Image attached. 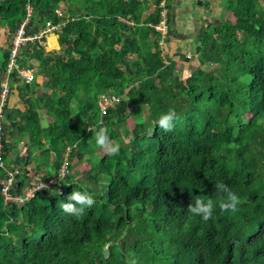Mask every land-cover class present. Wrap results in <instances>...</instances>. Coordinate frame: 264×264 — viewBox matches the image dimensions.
<instances>
[{"label":"trees","instance_id":"1","mask_svg":"<svg viewBox=\"0 0 264 264\" xmlns=\"http://www.w3.org/2000/svg\"><path fill=\"white\" fill-rule=\"evenodd\" d=\"M27 3L30 25L63 22L56 32L67 43L62 52L35 41L17 57L34 69V82L25 83L31 89L40 84L37 70L48 71L47 99L61 111L44 127L30 107L11 111L17 136L9 143L5 110L0 188L24 135L26 167L9 191L56 182L22 203L5 202L0 192V264H264V0H234L225 6L234 22L203 24L196 58L180 60L188 67L182 76L166 45L173 35L169 0L163 48L153 28L161 0H0V34L6 26L14 31ZM73 55L76 70L67 65ZM6 63L0 50V82ZM101 95L119 98L104 115ZM169 109L177 118L165 133L157 121ZM113 126L130 139L115 135ZM101 127L119 152L94 159L90 141ZM85 156L90 168L75 171ZM43 166L48 171L32 180ZM220 183L240 198L237 212L220 211L226 199ZM73 191L96 201L79 218L61 209ZM197 198L213 201L207 222L188 211Z\"/></svg>","mask_w":264,"mask_h":264},{"label":"crops","instance_id":"2","mask_svg":"<svg viewBox=\"0 0 264 264\" xmlns=\"http://www.w3.org/2000/svg\"><path fill=\"white\" fill-rule=\"evenodd\" d=\"M169 3L171 4L169 7L171 31L172 28L175 29V32L172 31L174 35L173 40H175L176 42L179 41L183 48L182 50L189 52L185 54L186 56L189 54L193 55L194 52V46L189 45L190 47L188 46L189 48H187L186 45L191 44L193 43V41H195V38L199 30L203 26V24L210 23L212 25H215L219 19L212 21V18L222 15V10H224L225 6L227 5L226 4L224 7H221L219 4V0H169ZM145 16L146 15L143 14L142 18H144ZM2 34L3 33L0 34V42L3 41V38L1 37ZM53 35H55V39L53 42L54 44H57V37L59 36L56 33H54ZM185 36L187 38H185ZM47 38H46V43L48 42ZM187 42L188 44H186ZM8 44L4 42L3 46L0 45V50L6 52ZM171 47L172 48L170 52L171 53L174 52L172 55L174 57L172 58H178L179 57L178 53L180 52L178 51L176 52V50L178 49H174L173 46ZM189 49L192 50L189 51ZM181 59L182 57L179 60ZM4 80L5 77L3 76L1 78V82ZM37 81L39 82V79H37ZM10 85H11V92L10 95L7 97V102L5 107L6 115H7V124L9 123L8 114L11 111H16V110L22 111L25 107H30L31 111H35L40 115V117L42 118L41 126L44 127L49 122L52 121L48 111L46 110V108L43 107L44 103L46 102H43V104L41 102L42 105L36 104V100L39 97L38 95L42 96V91H40L36 87H35L36 90L31 89L29 84H25L21 82L20 79L17 77H14L10 81ZM42 86L43 87L41 88L43 90H46L44 83H42ZM46 104H48V102ZM12 120L14 121L19 120V116L13 115ZM9 127H8V136H9L8 141L9 143H11V137H16L17 132L16 130H14L11 123H9ZM26 141H27V135L22 136V138L15 145L16 149L18 150L17 154H15V156L14 155L12 156L11 165H13L14 169L18 170V173H22L23 169L26 167L25 164V159L27 155L25 151ZM44 154L46 156L49 155L47 149H44ZM47 171H48L47 166H43L41 171H32V180L41 178ZM27 184H29L28 181H26V185Z\"/></svg>","mask_w":264,"mask_h":264},{"label":"built area","instance_id":"3","mask_svg":"<svg viewBox=\"0 0 264 264\" xmlns=\"http://www.w3.org/2000/svg\"><path fill=\"white\" fill-rule=\"evenodd\" d=\"M166 1L167 0H161V10H160V20L157 24H155L154 30L158 33V44L160 47L164 45L167 33H168V23H167V7H166ZM32 13V7L30 4L26 5V15L23 18V20L18 24L17 29L15 30V33L13 35L12 39V46L8 54V61H7V67H6V74H5V80L1 83V89H0V166L4 167V162L2 159V146H3V123H4V117H5V105H6V99L8 95L11 92V86L10 81L12 80V72L16 71L17 75L25 82L30 83L34 80V70L30 67H23L22 63L18 61L17 54H18V48L21 45L26 44L27 42H33L34 40H40L44 34L47 32H51L53 30H57L63 25V23H57L53 24L51 21H46L43 26L39 27H30V18ZM55 13H57L59 16H61V12L56 9ZM27 27L34 30L31 33L27 32ZM119 100L116 96H104L102 95L98 101V106L100 113L102 115L106 114L107 108L112 106L113 104L117 103ZM69 150V147L67 148ZM68 152L66 153V156L64 158V162L62 164V167L60 169V175L61 177L64 176L67 173V166H68ZM17 170L12 169L7 171V178L3 182L0 192L3 195L4 201H19L24 202L28 198L32 197L36 191L41 190L44 187H49L52 184L56 182L53 178H46L44 180H37L35 184L32 186L27 187L23 194L18 193H11L9 190L12 186V184L15 182Z\"/></svg>","mask_w":264,"mask_h":264},{"label":"clouds","instance_id":"4","mask_svg":"<svg viewBox=\"0 0 264 264\" xmlns=\"http://www.w3.org/2000/svg\"><path fill=\"white\" fill-rule=\"evenodd\" d=\"M143 2H149L151 0H141ZM29 4V3H27ZM26 4V5H27ZM32 7V6H31ZM25 9H26V6H25ZM58 9L60 12H61V16H62V11L61 9L59 8H56ZM54 9V12L55 10ZM77 11V10H76ZM169 13V12H168ZM32 14V13H31ZM58 17H61L59 16L57 13H55ZM26 15V14H25ZM25 17V16H24ZM142 18V17H141ZM143 19V18H142ZM23 20L20 19L19 21H17V26L16 28L14 29V31H9L8 32V36L10 35V41H9V44H8V47L6 49V52L7 53V61H8V54H9V51L11 49V46H12V39H13V35L15 33V30L17 29L18 27V24ZM160 20V19H159ZM30 21H31V18H30ZM48 21V20H46ZM50 21V20H49ZM59 23H63V22H59ZM132 23V22H131ZM168 23V21H167ZM45 24L44 23H40L38 26H34V25H30L31 28L33 27H39V26H43ZM157 24V23H156ZM155 25V24H154ZM153 25V26H154ZM62 26V25H61ZM140 26V24L138 25ZM61 28V27H60ZM59 28V29H60ZM154 28V27H153ZM59 29L57 30H53L51 32H47L46 34H44L42 36V38L40 40H34L33 42H30V43H34L35 41L39 42L40 44L42 43H45L46 42V38H47V35L49 34H54L56 33ZM34 30L30 29L29 27H27V32L28 33H31L33 32ZM168 33H169V24H168ZM168 33H167V36H166V39L168 38ZM57 34V33H56ZM58 35V34H57ZM158 38H159V35H158ZM166 39H165V42H164V45L167 43L166 42ZM28 43V42H27ZM26 43V44H27ZM26 44L24 45H21L19 48H18V53H19V49L22 48L23 46H25ZM168 44V43H167ZM159 45V44H158ZM164 45L160 48H163ZM17 57H18V54H17ZM173 57V56H172ZM187 57H191V55H187ZM193 57L196 58V56L193 54ZM192 58V57H191ZM18 59V58H17ZM19 61V60H18ZM165 63L167 64L168 61L164 60ZM23 65V62L20 61ZM6 67H7V63H6ZM23 67H25L23 65ZM31 68V67H30ZM33 69V68H32ZM34 70V69H33ZM15 74L12 73V77H17L20 79L21 82L25 83L16 73V71H14ZM6 74V72H5ZM34 76H35V72H34ZM5 77V75H4ZM12 78V79H13ZM35 80V78H34ZM34 80L32 82H34ZM3 82V81H2ZM0 82V86H1V83ZM30 82V83H32ZM11 86V85H10ZM1 89V87H0ZM102 96V95H101ZM100 96V97H101ZM100 99V98H99ZM176 112L174 109H169V111L166 113V114H162L158 121H157V125L159 126L160 129H162L165 133H169L173 130L174 128V120L176 119ZM3 127H4V123H3ZM5 129V127H4ZM4 129H3V133H4ZM94 140H95V145L104 150V152L107 154V155H110V156H114V155H117L118 152H119V144H114L110 138H109V135H108V129L106 127H101L99 128V130L95 133V136H94ZM3 147V146H2ZM2 152V151H1ZM17 173H18V170H17ZM44 180V179H42ZM216 189L220 192H223V193H226V199L221 201L219 203V209L221 212H230V213H235L238 211V206L240 205L241 203V200L240 198L237 196V194H235L234 192H232L229 187L223 183H220V184H217L216 185ZM59 194H62V192H59ZM67 200L68 202L65 203V202H61V209L63 212L69 214V215H72V216H75L77 218L83 216L85 214V211L86 209H91L93 207V205L96 203L94 197L87 193V192H80V191H73L68 197H67ZM213 210H214V204H213V201L211 199H208L207 201H205L204 199H201V198H197L195 200V203L194 205L193 204H189L188 205V211L191 215L193 216H196V217H200L204 222H207L211 219L212 215H213Z\"/></svg>","mask_w":264,"mask_h":264},{"label":"rangeland","instance_id":"5","mask_svg":"<svg viewBox=\"0 0 264 264\" xmlns=\"http://www.w3.org/2000/svg\"><path fill=\"white\" fill-rule=\"evenodd\" d=\"M234 3V0H219V4H220V6L221 7H224L226 4H233ZM263 5H264V3H263ZM219 6V7H220ZM222 17H226V18H228V19H230L231 21H235V16H234V11L233 10H230V9H225L224 8V10H222V15H219V16H217V17H214V18H212V21H215V20H218V19H220V18H222ZM211 20V19H210ZM209 20V21H210ZM211 22V21H210ZM10 30H9V27H5L4 29H3V34L1 35V37L3 38V41H1L0 42V45H4V42L6 43V44H8V42L10 41V35L8 36V32H9ZM172 31L173 32H175V29L174 28H172ZM188 35H190V34H188ZM173 38H174V35H172L169 39V42H168V44H166L167 45V48L168 49H170L171 50V46H173L174 47V49H178V50H176V52L178 51V52H180V53H178V58H173L175 61H177V66H178V69L176 70V73H178V75L179 76H182L184 73H186L187 72V70H188V67L186 66L185 68H184V66H182V64H181V61L179 60L183 55H185L186 53H189L188 51H184V50H182L183 48H182V46H181V43L179 42V41H175V40H173ZM178 38V37H177ZM185 38H187L186 36H185ZM185 41V40H184ZM185 43V42H184ZM186 44H188V42L186 43ZM42 45L44 46V50H46V51H48V50H56V51H58V52H62L65 48H67V43H63V42H61L60 41V38L59 37H57V44H54V42L52 43V47L51 48H48L47 47V43L45 42V43H42ZM189 45H191V46H194V48H195V42L193 41V43H191V44H188V45H186V47L187 48H189L190 46ZM54 46V47H53ZM189 46V47H188ZM190 50H192V49H189V51ZM174 51V50H173ZM174 53V52H173ZM174 57V56H173ZM191 57H193V55H191ZM75 59V56L73 55V56H71V59L69 60L70 61V63L69 64H67L66 62V64L67 65H69V67L71 68V69H73V70H76V68H77V65L74 63V61H72V59ZM164 58V60H166L165 59V57H163ZM189 59H191L190 57H188ZM166 61H168V59L166 60ZM38 72H37V75H39V76H37V79H39V83H40V85H37L36 86V88L37 89H39L40 91H42V98L44 99V102H49L50 104H51V106H50V108H47L46 107V103H44L45 105H44V107H46V110L48 111V113H49V115H50V118L52 119V121H56L57 120V113L59 112V111H61L60 110V108L59 107H56V106H54L53 105V103L51 102V101H49L48 99H47V97H48V95L49 94H51L52 92L51 91H47V90H43L41 87H43L42 86V83H45L46 82V80H47V75H48V71H45V70H37ZM166 81V80H165ZM106 82H107V84L109 85L110 84V81L109 80H107L106 79ZM36 88H35V90H36ZM155 101H157V100H154V101H152V103H154ZM152 103L151 102H149V105H152ZM54 106V107H53ZM48 107H49V105H48ZM6 126H8L9 127V123L8 124H6ZM8 127H6V131H5V133H4V137L5 138H7L8 139ZM10 128V127H9ZM113 128V132H114V134L115 135H122L124 138H125V141H128L130 138H128L127 136H125V131H124V127H122V126H117V127H115V126H113L112 127ZM90 146H92L93 148L94 147H96V150H95V153H94V155H93V158L95 159V156H96V154H101V153H104V150H102V149H100V148H98L96 145H95V141H90ZM94 151V150H93ZM76 159L75 158H73V161H75ZM89 162V161H88ZM87 162V160H86V156L81 160V163H80V165H79V167H77L76 169H75V171H80L81 169H86V168H90V166H89V163ZM78 169V170H77ZM80 169V170H79Z\"/></svg>","mask_w":264,"mask_h":264},{"label":"bare ground","instance_id":"6","mask_svg":"<svg viewBox=\"0 0 264 264\" xmlns=\"http://www.w3.org/2000/svg\"><path fill=\"white\" fill-rule=\"evenodd\" d=\"M47 39H48L47 47L48 48H51L52 47V43H53V41L55 39V36L53 34H49Z\"/></svg>","mask_w":264,"mask_h":264},{"label":"water","instance_id":"7","mask_svg":"<svg viewBox=\"0 0 264 264\" xmlns=\"http://www.w3.org/2000/svg\"><path fill=\"white\" fill-rule=\"evenodd\" d=\"M75 10H79V8L76 7ZM82 13H84V12L82 11ZM106 252H107V248H104V249H103V253H106Z\"/></svg>","mask_w":264,"mask_h":264}]
</instances>
